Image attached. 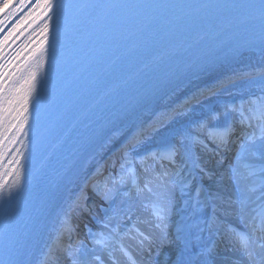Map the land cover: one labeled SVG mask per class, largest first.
I'll return each mask as SVG.
<instances>
[{
	"label": "snow or ice",
	"instance_id": "obj_1",
	"mask_svg": "<svg viewBox=\"0 0 264 264\" xmlns=\"http://www.w3.org/2000/svg\"><path fill=\"white\" fill-rule=\"evenodd\" d=\"M9 7V0H0V11ZM40 7L42 5L37 0V8ZM47 7L50 8L51 5ZM59 7L65 6L61 4ZM244 7L250 9L253 14L258 12L260 18L264 20V0H259V4ZM260 87L264 92V81ZM246 103L253 107L246 110L245 102H242L239 105L228 106L222 113H209L181 132L178 142L168 141L163 148L142 155L135 154L136 145L141 143L142 133L132 136L116 173L103 175L97 170V175H100L101 179L93 185V190L108 204V214L98 221L99 230L89 233L95 247L89 250L81 242L75 251L66 253L72 264H91L92 260L103 264L97 248L106 254L113 264H117L115 254L118 251L126 258L128 264H138L136 256L123 245L122 241L125 238L138 240V247L141 250L144 249L145 241L151 244L152 237L139 229L137 226L139 223H150L160 231L163 238L167 239L177 191L188 197L185 204H191L192 214L200 216L197 222L176 228L177 239L184 245L180 264H215L216 244L212 237L223 235L228 237L235 250L241 254L240 258L232 261V264H264V202L258 203L254 198L259 188L255 182L250 183L251 178L256 176L260 187L264 188V166L260 168L258 175L248 163L249 157L257 155L264 160V95L250 99ZM237 123L247 129V132L228 170L230 174L227 178L232 181L237 192L235 200H232L225 199L218 188L225 177L223 175L217 177L215 172L205 167L201 153L219 155L220 152L227 151ZM204 181L212 182L211 186L206 187ZM8 195L11 196V191ZM3 196L4 193L0 190V199ZM136 202L144 209L150 210L153 218L151 221H142L135 215L133 209ZM74 206L77 205L74 203L69 211ZM230 212L242 222V230L222 218L227 217ZM67 217L66 213L61 231L70 235L72 227ZM192 229L197 230L195 241L201 242L200 233L205 231L211 241L202 244L195 252L192 251L195 244L190 239ZM58 247L59 238L49 248L41 264H54V251Z\"/></svg>",
	"mask_w": 264,
	"mask_h": 264
},
{
	"label": "bare ground",
	"instance_id": "obj_2",
	"mask_svg": "<svg viewBox=\"0 0 264 264\" xmlns=\"http://www.w3.org/2000/svg\"><path fill=\"white\" fill-rule=\"evenodd\" d=\"M14 1L15 0H9L10 5ZM2 12L3 11H0V14ZM262 73H264V50L247 52L236 63L229 66H222L218 68L216 72L175 90L158 105L140 114L130 125L114 133L106 143L91 155L84 169L76 178L67 199L56 213L53 223L41 246L36 250L32 264H41V261L45 259V254L49 252V248L54 245V242L57 241L58 238L59 247L54 251V264H70L65 258L67 251L62 245L63 237L69 234L61 231L62 221L66 219L67 213V218L71 226L74 227L75 219L77 216L81 215L79 205L80 202L87 197L85 187H87L91 176L97 173V170H101L103 165L108 162L111 163L115 156L120 153L119 151L128 145L132 136L142 133L141 138L145 136H147V138L154 137L156 142L159 143V137L154 132L164 126H174L177 136H180L181 132L191 126L190 121L192 114H196L198 117L206 115L209 110L205 107V104L225 96V91L219 90V88L229 82L239 81L247 75ZM223 122L224 121L221 123ZM238 129L240 130L241 127ZM240 138L239 136L235 137L232 142L229 143V153L228 150L226 152H220L219 155H213L208 152L201 153L205 167L215 172L217 177L223 175V173L221 174L219 166H213L214 161H216V158H219V160L227 162L232 155L230 148L236 145ZM163 147L164 146L158 147L154 145L150 148V152ZM215 179L216 177H214V180ZM204 184L206 187H210V183L207 181H204ZM219 185L222 186L223 181ZM177 194L179 196H175V200L177 198L179 199L178 209L174 212L175 216L171 218V227L168 230L169 235L167 239L163 238L160 231L152 227L150 223H139L137 225L139 229L145 235H150L152 237L151 244L149 245L148 242L145 241L144 249L141 250L138 247V240L125 238L122 241L123 245L136 256V259L145 261V257H148L149 260L147 264H180L181 252L183 251L184 245L177 239L176 228L177 226H186L184 219L189 213L188 205L190 203L188 205L185 204L187 196L181 195L179 191H177ZM74 203L77 206L72 207L71 211H69L70 206H73ZM223 218H226L230 224L243 228L242 222L235 214L230 212L227 217ZM140 219L142 221H151L153 218L151 216L150 218L140 216ZM72 231L71 234H74V231ZM169 244L172 246H168ZM215 244H217V241ZM173 249L174 252L171 253ZM115 256L117 264H128L126 258L119 251ZM240 256L241 254L239 251H215V264H232V261L240 258ZM101 257L103 264H113V261L109 259L106 254L103 253ZM94 264H98V262L94 261Z\"/></svg>",
	"mask_w": 264,
	"mask_h": 264
},
{
	"label": "rangeland",
	"instance_id": "obj_3",
	"mask_svg": "<svg viewBox=\"0 0 264 264\" xmlns=\"http://www.w3.org/2000/svg\"><path fill=\"white\" fill-rule=\"evenodd\" d=\"M262 81H264V73L247 75L246 77L240 79L239 81L229 82L228 84L223 85L221 88H219V90L225 91L226 93L225 96L219 97L211 101L210 103L205 104V107L209 110L206 115L202 117H198V115L192 114L190 121L191 125L196 121L205 118L210 112L222 113L225 111V109L228 106L231 105H239L242 102H245L246 110L253 107L252 105H249L246 102L249 101L250 99H255L261 95H264V92L261 91V87H260ZM230 118L233 120L235 119V117H230ZM222 121L223 119L221 120V122ZM253 123H255V121H253ZM235 127H240V124L237 123ZM154 133L158 135L159 143L156 142L154 137L147 138V136H145L144 138H141V143L136 145V152H135L136 155H142L144 153H148L150 148L154 145L158 147H162L168 141L178 142L179 140V136H177L176 129L174 128V126L161 127L157 129ZM125 150H126V146L119 151L120 153L115 156L114 160L111 163L108 162L107 164L103 165L100 172L103 175H107L109 173H116L119 169L121 158L124 155ZM237 151L234 153V155H232L231 159H229L230 162L222 161V163H217L218 161L221 160H219V158H216V161H214L213 164V166L215 165L219 166V168L221 169V174L223 173V176L225 177L223 179V185L222 186L218 185L219 191L222 193L225 199L231 198L232 200H235L237 195V192L235 190L232 181L227 178L228 175L230 174L228 171L229 166L233 164V158L237 156ZM248 163L251 164L252 168L255 169L257 171V174L259 175L260 168L264 166V160H262L259 157V155H257L256 157H249ZM100 179L101 176L95 173L93 176H91L87 187H85V190L87 192V197H86L87 199H84L83 201L80 202L79 208L81 215L77 216V218L75 219L74 227L71 226L74 231L72 232L74 234H70L67 236L65 235L63 237L62 245L65 247L67 252L75 251L79 247L81 242H83L84 245L89 250L95 247V245L90 240L89 233L97 232L99 230L100 226L98 221L104 218L106 214H108V208H109L105 200L101 198V195H98L97 192L93 190V185ZM207 182L210 183L211 186L212 182L209 181ZM252 182H255L257 188H259V191H257L254 194V198L257 199L258 203L264 202V188L260 187L258 178L256 176L252 177L250 183ZM175 196L178 197L179 195L176 193ZM186 200H188V197ZM178 201H179L178 198L174 200V208L172 210L171 218L175 216L174 212H176V210L178 209ZM225 207H227V205H225ZM133 211L135 215L138 217L143 216L145 218H150L151 216L150 210L144 209L139 202L135 203V207ZM188 211L189 213L186 215L184 219L186 226L191 225L192 223L197 222L200 219L199 215L192 214L193 209L191 207V204L188 205ZM196 232H197L196 229H192V237L190 238L192 240V243L195 244V247L192 248L193 252L198 251L199 248L202 246V244H207L211 242L209 241L208 233L205 232L200 233L202 237L201 242L195 241L194 237L196 235ZM214 238L215 236L212 237V240H214ZM168 246L171 247L172 245L169 244ZM97 252L101 255L103 254V252H101L99 248H97ZM173 252L174 249L171 250V253ZM185 256H187V252H185ZM65 258L70 264H72V261L67 254ZM94 261L95 260H92L91 264H94Z\"/></svg>",
	"mask_w": 264,
	"mask_h": 264
}]
</instances>
